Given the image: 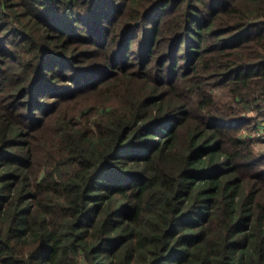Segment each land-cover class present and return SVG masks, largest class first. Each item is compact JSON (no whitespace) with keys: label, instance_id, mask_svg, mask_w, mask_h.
Here are the masks:
<instances>
[{"label":"trees","instance_id":"1","mask_svg":"<svg viewBox=\"0 0 264 264\" xmlns=\"http://www.w3.org/2000/svg\"><path fill=\"white\" fill-rule=\"evenodd\" d=\"M260 130L264 0H0V264H264Z\"/></svg>","mask_w":264,"mask_h":264},{"label":"rangeland","instance_id":"2","mask_svg":"<svg viewBox=\"0 0 264 264\" xmlns=\"http://www.w3.org/2000/svg\"><path fill=\"white\" fill-rule=\"evenodd\" d=\"M259 131L255 133L254 137L257 138L255 139V148L259 153H264V139L263 136L259 137ZM259 138H261L262 140H258Z\"/></svg>","mask_w":264,"mask_h":264},{"label":"built area","instance_id":"3","mask_svg":"<svg viewBox=\"0 0 264 264\" xmlns=\"http://www.w3.org/2000/svg\"><path fill=\"white\" fill-rule=\"evenodd\" d=\"M259 135H260L259 137L263 136L264 135V130H260L259 131ZM263 139H264V136H263Z\"/></svg>","mask_w":264,"mask_h":264}]
</instances>
